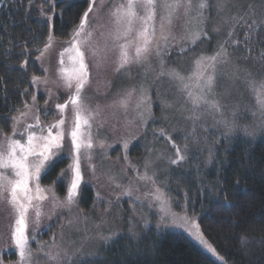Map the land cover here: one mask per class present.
I'll use <instances>...</instances> for the list:
<instances>
[{
	"label": "snow or ice",
	"instance_id": "6c2138e0",
	"mask_svg": "<svg viewBox=\"0 0 264 264\" xmlns=\"http://www.w3.org/2000/svg\"><path fill=\"white\" fill-rule=\"evenodd\" d=\"M49 2V0H45ZM234 0H218L216 9L221 12L233 3ZM31 4V0H29ZM88 8L79 18L68 40L65 42L66 47L59 53L55 69V79L50 80L48 77L41 79L33 76V84H55L63 86L68 90L69 95L64 103H57V118L54 122L44 125L37 114L33 117L34 123H25L22 130L20 125L26 120L35 108L36 97L32 96V103L24 101L22 109H16V115L11 117V135L0 132V205H5L8 209L11 220L10 238L14 242L15 248L19 250V259L17 264H34V253L30 247V239L35 240V236L29 235V227L40 224L42 208L44 202H50L53 208L65 207L71 208L77 202V197L81 191V184L84 181V172L82 169V159L89 161L88 167L95 175L96 166L91 164V150L94 148L92 135V121L100 115L101 107L97 105L95 110L88 107L86 101V90L91 83V68L99 69L108 62L110 56L115 54L114 71L120 73L122 70L130 69L132 65H147L145 71L151 69L150 57L155 54L160 57V42H167L170 36H174L172 29L177 21L184 18L182 27L185 28L187 35L192 43L201 40L202 36H207L203 30V25L208 17L205 12L209 8V0H113L111 6H107L106 0H88ZM257 4L264 9V0H253L248 4V11L254 16L257 14ZM106 11V21L101 22L103 17L101 13ZM55 0H51L50 11L54 12ZM52 15L44 14V19L48 22L53 20ZM233 29L228 31V37L231 38L236 24L244 23L252 31L264 20L257 24L255 19L248 24L243 16H233ZM157 25H159V35H157ZM219 31V29H214ZM246 42L251 38L250 33H245ZM55 42L51 31L49 32L44 46L37 48L39 52L38 60H43L50 52ZM238 41H233V44ZM224 41L219 45L212 55H201L194 60V66L190 73L185 76L176 69H171L167 75L174 81L179 82L180 91L185 96V103L191 105V111L186 117L192 120L193 133H195V122L201 119L204 113L200 112L201 108L206 113L219 114L221 123L227 129L226 136L235 132L238 125L235 118L229 120L224 115V105L222 99L215 92L218 70L231 63L230 53ZM21 55L28 56L27 43L23 45ZM67 57V62L65 60ZM90 59L92 64L90 67ZM260 61L264 62V51L261 52ZM28 63L25 59L20 68L24 69ZM162 63V61H161ZM233 77L239 78L241 69L238 65L233 66ZM45 72L49 70L44 69ZM245 83L248 90L255 97L256 111L252 113L255 117L260 116L258 127L264 129V74L261 79H256L255 75L248 69L243 70ZM161 72V75H164ZM25 94L28 89H25ZM51 96V90H49ZM136 97L133 111L136 115L127 120V124H133L137 118L142 124H147L148 119L153 118L151 115V97L148 96L143 86L140 92L136 94V88L133 87L124 92L114 105H118L125 115H127L129 106L133 97ZM47 103V102H46ZM171 107L170 104L165 105ZM70 108V121L66 116V110ZM138 110V111H137ZM147 114V115H146ZM47 115V111H45ZM233 117L235 113L233 112ZM66 123L69 127L65 128ZM244 133L246 136H254V131H249L245 126ZM159 135L171 140L164 129H160ZM66 136L70 144L68 158L71 164L66 169H61L59 175L53 181L52 187L45 188L40 184L41 174L47 172L54 166V161L58 158L64 149ZM187 140V137L185 138ZM125 148L128 143L125 141ZM103 147V143H100ZM176 158L171 159V164H178L187 159L186 143L183 148L173 143ZM213 159L212 152L209 151L208 162ZM151 162L146 161L145 169L150 167ZM111 179V178H110ZM141 180L152 183V191L146 193L157 202L159 223L161 225L184 228L190 235L204 246L213 256L216 251L203 237L199 225L196 224L186 214L181 216L172 212L171 199L164 191L156 185L153 176H149L147 171L140 177ZM57 182H66V196L61 200L55 194ZM125 195H131L125 192ZM139 199V197L137 198ZM151 207V204L149 205ZM181 210L186 213V205L181 206ZM107 211V209H106ZM169 220L168 224L165 221ZM142 222L147 228L150 221L142 218ZM69 225L73 221L68 222ZM102 225L97 224L95 235L88 239L97 241L104 245V250L110 248L118 239L119 234L107 228L108 234L105 235L100 231ZM129 239L133 244L124 246V250L131 255L133 246L138 249L139 237L129 229ZM241 247H247L250 243L264 244V238L256 241L254 238L242 236ZM44 243H40L38 248L44 251ZM85 245L82 242L79 247L68 248L60 247L53 241L49 248H58L57 251L45 253L47 257L46 264H98V260L106 259L101 255V251H94L88 254L83 253ZM93 248H99V244H93ZM222 259V257L220 258Z\"/></svg>",
	"mask_w": 264,
	"mask_h": 264
},
{
	"label": "rangeland",
	"instance_id": "374dc122",
	"mask_svg": "<svg viewBox=\"0 0 264 264\" xmlns=\"http://www.w3.org/2000/svg\"><path fill=\"white\" fill-rule=\"evenodd\" d=\"M112 2L113 0H106L107 6H111ZM217 2L218 0H209V8L205 12L208 19L203 25V30L207 32V36H202L201 40L192 43L185 28L182 27L184 18L181 17L172 29L174 36H170L167 42H160V57H156L155 54L150 57L151 69L147 72L145 71L147 65L144 64H134L130 66V69L122 70L120 73L115 72L114 53L108 62L99 69L91 68V83L86 90L85 102L92 110H95L99 105L101 112L92 121L91 129L94 148L91 150L90 163L96 166V172L93 175L88 167L89 161L82 159L84 181L81 188L83 185H88L91 188L93 206L90 211L83 210L79 206L81 191L77 202L71 208H53L50 202H44L39 226L30 224L29 227L30 237L35 236V240L30 239L29 241L34 253V264H46L45 253L49 250H59L58 248H49L53 241L60 247L68 248L69 251L74 247H79L83 242L85 245L84 254L94 252L97 248H93L92 245H100V243L90 240L88 237L95 235L97 231L95 225L97 224L102 225L100 231H103L105 235L108 234L107 228H111L117 233H129L131 228L137 235L140 228L145 227L142 218H147L150 221L149 224L156 227L159 223L157 202L151 196L145 195L152 191L153 186L150 181L140 179L145 171L149 176H153L156 185L170 198L168 193L170 173L176 168L189 169L188 162L193 153H198L201 160L204 161V165L207 166L209 151L213 154L217 140L221 139L222 143L226 145L239 133L246 136L245 126L249 128V131L255 132L254 136H246L248 138H254L264 132V129L258 127L259 114L255 117L252 115L256 111L255 97L248 90L243 73L244 69H248L256 79H261L264 74V62L257 59L261 54L258 57L254 56L255 58L246 56L243 52L241 54L238 40L240 34H245L244 29L246 28L247 32L256 36H252L253 41L257 38V42H264V24H260L264 20V9H261L257 4V14L253 16L248 11V4L253 0H234L218 13ZM106 11L107 7L101 13L103 17L101 22L107 19ZM233 16H243L248 24H251L255 19L260 26L255 27V31H252L244 23L236 24L233 35L229 38L227 34L230 29H233ZM217 28L219 31H214ZM157 35H159V25H157ZM67 40L68 38L65 40L55 39L54 45L46 57L43 60H38L43 71L39 76L41 79L45 77L50 80L55 79L58 55L66 47ZM226 40L228 41L226 47L230 53L231 63L218 70L215 92L222 99L225 117L229 120L235 118L238 127L234 133L226 136L227 129L219 123L221 119L219 114H209L205 112L204 108H201L199 111L204 115L195 122V133H193L194 122L186 118L191 111V105L185 103V96L180 91L179 82L172 80L167 72L176 69L187 76L194 66L195 59L201 55H212ZM233 41H238V43L233 44ZM65 60L67 62V57ZM89 62L91 67L92 60L90 59ZM235 65L241 69L239 78L233 77V66ZM45 68L49 71L45 72ZM161 72L165 74L161 75ZM141 86L145 93L151 97L153 118L148 119L147 124H142L137 118L133 124L129 125L126 121L136 115V112L133 111L136 97H133L127 115L119 109L118 105H114V102L118 101L126 90L133 87L136 88L138 95ZM49 90H51V96ZM33 95L36 97L35 108L20 125V130L25 123H34L33 117L37 114L44 125L54 122L58 115L55 105L64 103L69 92L63 86L52 83L34 84L33 92L27 99L29 104L32 103ZM167 104H170L171 107H166ZM45 111H47V115H45ZM233 112L235 117H233ZM66 116L70 121V108L66 110ZM68 127L69 124L66 123V130ZM160 129H164L171 140L161 137ZM5 134L11 135V123L9 131ZM2 138L0 136V139ZM125 141L128 143L127 148L124 146ZM101 142L103 147H100ZM173 143L180 148H183L186 143L188 144L187 159L178 164L170 163L171 159L176 158ZM134 144L141 146L139 147L140 154L137 156L129 154V150ZM69 150L70 144L66 136L64 149L60 154L66 158V165L63 169H66L72 162L68 158ZM146 161L151 162L147 170L145 169ZM40 184L45 188L53 185L43 184L41 181ZM64 186L63 194L58 193L55 188V194L61 200L66 196V182H64ZM126 191L131 195H125ZM138 197L139 199H137ZM150 204L151 207H149ZM171 205L172 212L181 216L186 214L196 223L195 218L188 212L182 211L181 206H178L177 203L171 202ZM70 220L73 221L71 225L68 223ZM12 222L7 207L0 205V264H17L19 259V250L15 248L14 242L10 238L9 225ZM169 222L166 220L165 224ZM161 228L181 230L196 241L184 228L165 225H161ZM196 242L212 255L203 245ZM40 243H44V251L39 250ZM213 257L219 259L217 254Z\"/></svg>",
	"mask_w": 264,
	"mask_h": 264
},
{
	"label": "trees",
	"instance_id": "16d2710c",
	"mask_svg": "<svg viewBox=\"0 0 264 264\" xmlns=\"http://www.w3.org/2000/svg\"><path fill=\"white\" fill-rule=\"evenodd\" d=\"M88 6V0H55L53 12L51 0H31V4L29 0H3L0 5L1 132L9 131L11 117L33 92L32 77L42 75L36 49L44 46L50 31L55 39L69 38ZM44 14L52 15L53 20L46 21ZM247 31L245 28V33L256 37ZM238 40L241 54L258 57L264 51V42H257V38L246 42L245 34H240ZM25 43L28 56L21 55ZM25 59L28 63L21 69ZM139 147L132 145L129 154L139 155ZM212 155L211 163L205 166L195 152L190 156L189 169L172 170L168 193L172 203L186 205V212L195 218L219 259L185 232L158 230L149 224L140 228L138 249L133 246L131 255L124 250L125 245L133 244L128 232L118 233L116 242L106 250L100 244L95 251H101L106 259L98 260V264H264V244L241 247L240 243L242 236L256 241L264 238V132L254 138L239 133L226 145L217 140ZM65 165V156H59L40 181L53 184ZM55 188L58 193H64V183L57 182ZM79 200L83 210L92 209L93 193L88 185L82 186Z\"/></svg>",
	"mask_w": 264,
	"mask_h": 264
},
{
	"label": "water",
	"instance_id": "95a60500",
	"mask_svg": "<svg viewBox=\"0 0 264 264\" xmlns=\"http://www.w3.org/2000/svg\"><path fill=\"white\" fill-rule=\"evenodd\" d=\"M3 3V0H1L0 5Z\"/></svg>",
	"mask_w": 264,
	"mask_h": 264
}]
</instances>
